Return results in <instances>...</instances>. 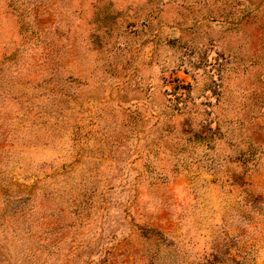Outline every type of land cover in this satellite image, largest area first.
<instances>
[{
	"label": "rangeland",
	"instance_id": "1",
	"mask_svg": "<svg viewBox=\"0 0 264 264\" xmlns=\"http://www.w3.org/2000/svg\"><path fill=\"white\" fill-rule=\"evenodd\" d=\"M0 264H264V0H0Z\"/></svg>",
	"mask_w": 264,
	"mask_h": 264
}]
</instances>
